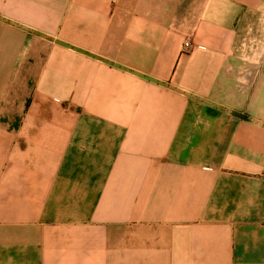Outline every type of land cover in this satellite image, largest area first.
I'll return each mask as SVG.
<instances>
[{"label":"crops","instance_id":"obj_1","mask_svg":"<svg viewBox=\"0 0 264 264\" xmlns=\"http://www.w3.org/2000/svg\"><path fill=\"white\" fill-rule=\"evenodd\" d=\"M0 264H264V0H0Z\"/></svg>","mask_w":264,"mask_h":264},{"label":"built area","instance_id":"obj_2","mask_svg":"<svg viewBox=\"0 0 264 264\" xmlns=\"http://www.w3.org/2000/svg\"><path fill=\"white\" fill-rule=\"evenodd\" d=\"M193 47H194V43L192 42L190 37H187L183 42L182 51L184 53H188L193 49Z\"/></svg>","mask_w":264,"mask_h":264}]
</instances>
